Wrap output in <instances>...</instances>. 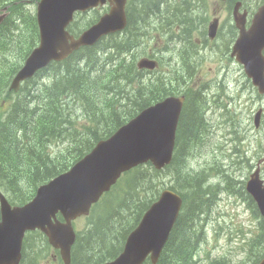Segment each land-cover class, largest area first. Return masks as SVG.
<instances>
[{"label":"trees","instance_id":"trees-1","mask_svg":"<svg viewBox=\"0 0 264 264\" xmlns=\"http://www.w3.org/2000/svg\"><path fill=\"white\" fill-rule=\"evenodd\" d=\"M4 1L10 5L11 13L0 28V151L4 150L0 174H8L17 166H22L27 168V170H22V173H27L29 177L33 175L37 177L38 172H42L41 168L44 164H49L47 167L50 172L48 173L61 170L62 161L68 153L72 154L90 148L89 140L83 135L85 133L76 132L67 126L73 120L77 118L94 120L97 123L98 132H94L91 138H95L96 133L113 127L120 116L116 110L108 111L109 113L103 110L111 107L112 97L109 95L107 83L94 74L86 60L84 50L75 53L62 64H54L35 79L27 82L18 94H12L8 90L10 79L35 45L37 27L34 18L24 10L21 4L15 3L20 0ZM167 1L133 0L137 14L130 17L126 37H121L119 41L112 38L106 49L116 46L128 53L136 50L142 41L139 30L144 29L137 21L149 20L151 10L161 14L163 12L161 9ZM144 15L146 17L143 20ZM90 24L79 26L76 23L72 30L78 34ZM185 26L188 30L187 24ZM87 51L90 55H94L98 52V48ZM115 55L114 49V52H109L108 57L114 59ZM173 55L174 53H170V56ZM184 58L192 64L186 54ZM137 74L134 62L120 63L113 73L117 79L133 78ZM50 76L52 77L51 83H42L44 78ZM222 77L223 74H220V78ZM191 78L192 73L184 69H173L154 78L152 75H146L143 77L145 84L143 91L135 98L134 106L136 108L147 107L158 100L178 93H182L186 98L192 97L193 100L195 96L189 89ZM4 101L10 103L6 115L2 110ZM50 103L55 110L51 111L47 107ZM190 111L195 110L189 105L182 118L183 138L188 147L177 154L174 173L169 176L168 180L185 188V211L200 217L201 211L196 203L200 200L198 196L193 198L192 189L204 187L203 199L211 197L213 190L209 183L210 180L205 176L204 169L198 170L192 167V156L194 151L207 140L209 130L206 132L202 119L199 120L200 126L196 123L195 116L200 118L202 114L197 112L192 114ZM65 142L68 143L65 151L53 152L57 145H63ZM12 145L13 148L14 145L24 146L19 153L12 156ZM9 180L11 181L10 178ZM132 200V206L123 216L116 218L115 215H111L108 223L106 222L89 238L81 241L77 253L78 261H89L91 264L117 247L121 233L144 206L141 198L133 196ZM203 206L206 208L205 204ZM175 228L176 241H173L167 248L166 254L169 256L164 264H190L191 249L185 242V232H195L196 227L192 226V229H189L178 220ZM103 230L104 232H101Z\"/></svg>","mask_w":264,"mask_h":264},{"label":"rangeland","instance_id":"rangeland-1","mask_svg":"<svg viewBox=\"0 0 264 264\" xmlns=\"http://www.w3.org/2000/svg\"><path fill=\"white\" fill-rule=\"evenodd\" d=\"M27 1H23L26 3ZM176 8L175 5L172 7L166 8L163 10L161 21L167 22L165 20L171 21V19H165L167 16L172 15L174 9ZM149 15L150 12H149ZM146 15L143 16V20ZM148 22L153 23L152 20H148ZM137 23H142L141 20H138ZM186 33V30H185ZM154 46H157L155 44ZM186 46L192 55V45L188 42L185 44L178 45L176 44L169 52H166L163 55H160L158 58L159 60L164 63V69L167 71L166 68L169 67L170 53L173 52H183V47ZM168 54V56H167ZM174 56H170L173 58ZM200 62V61H198ZM175 67L178 65L181 68H186L189 65L188 60L184 61V58H180L177 63H174ZM222 71V70H221ZM221 71H219V77ZM225 71L223 76H225ZM193 77V73H192ZM240 78V82L244 84L245 88L248 87V84L245 78L242 76V73L238 74ZM245 94L250 97V100L246 99L245 102V114L243 115L239 112L236 108H226L221 110V112H215L213 118L209 120L208 130L209 136L204 144L194 151L192 156V167L194 169H201L205 168V166L210 163L214 158L223 162L226 168L230 170V172L237 178L240 179L242 176L243 171H236L243 167L242 162H238L235 167L232 165L233 155L235 150L243 151L248 150L247 157H253L254 152L259 148V142L257 139L260 135L256 131L253 130L251 124V111L255 106V95L250 91H246ZM264 102V100H263ZM197 104L200 106L202 101H198ZM215 106H212L214 108ZM192 114H195L194 111H190ZM209 113L208 116H210ZM204 116L198 118L195 116L196 123L199 124V120L202 119ZM192 119V118H191ZM93 132H98V129L95 128ZM235 135L239 137L240 141L235 139ZM256 160V159H255ZM49 164H44L41 168L42 172H38V175H44L50 172L49 168L47 167ZM203 171V170H200ZM23 175L22 174H15L10 173V179H14V187L16 189L21 188V181ZM207 178L211 181L213 177ZM166 182H170L168 179ZM204 187H196L192 189L193 198L200 197V208H204L203 204L204 201L201 199L203 196L202 191ZM154 196V193L150 192V194L145 198L142 199L144 202L150 200ZM133 198V197H132ZM132 198L128 200L125 206H132L133 200ZM210 201H213L210 199ZM213 212L215 211V206L211 209ZM216 219L219 222V227L222 228L221 238L217 243L216 249L213 251V256H227L229 259L232 260L234 264H255V260H247L248 258V250H249V243L251 239L254 237L257 228H258V221L253 217L252 212L248 209V206L243 201L234 200L232 197L228 198L227 196H223L222 201L218 204L217 211L215 213ZM218 228V225L211 227L210 231V244L209 247L215 246V234L214 231ZM101 232H104L101 231ZM77 264H90L89 261H79Z\"/></svg>","mask_w":264,"mask_h":264},{"label":"water","instance_id":"water-1","mask_svg":"<svg viewBox=\"0 0 264 264\" xmlns=\"http://www.w3.org/2000/svg\"><path fill=\"white\" fill-rule=\"evenodd\" d=\"M105 0H44L40 5V24L42 28V46L29 60L27 67L22 71L19 79L31 75L37 68L45 65L51 58H61L71 49L79 45L93 43L103 33L109 30L119 29L124 25L123 5L125 0H113L115 2L110 14L105 15L100 23L86 31L78 41L68 44V35L63 31L65 24L71 18L72 12L77 8L94 6ZM264 23V9L255 17L253 27ZM131 142L128 141L130 145ZM139 155L156 159L159 152V143L149 140L138 146ZM164 232L167 233L169 223L163 220Z\"/></svg>","mask_w":264,"mask_h":264},{"label":"flooded vegetation","instance_id":"flooded-vegetation-1","mask_svg":"<svg viewBox=\"0 0 264 264\" xmlns=\"http://www.w3.org/2000/svg\"><path fill=\"white\" fill-rule=\"evenodd\" d=\"M209 2H215L216 0H208ZM133 6V0L131 3ZM212 3L208 4L205 7H200L199 5L192 8L191 12H187L183 10L180 15V19L184 23H191L192 22V28L198 25L200 22H202V25L200 29L194 30L192 29V47L195 49V51L198 54L204 53L205 55H208V60L211 63H215L216 66H218V72L221 70H224L226 74H229L230 72H233V67L227 68L222 66V56H223V50L234 40L235 38V31L232 27H229L227 29H221L217 32L214 39H209L205 30V23L207 22V18L211 11H212ZM235 27V25L233 24ZM189 30H186V33L188 35ZM190 44V43H189ZM199 62H193V66L191 68V72L193 75L198 69ZM160 68H163L159 62ZM163 71L165 72V69L163 68ZM193 83V78H192Z\"/></svg>","mask_w":264,"mask_h":264},{"label":"bare ground","instance_id":"bare-ground-1","mask_svg":"<svg viewBox=\"0 0 264 264\" xmlns=\"http://www.w3.org/2000/svg\"><path fill=\"white\" fill-rule=\"evenodd\" d=\"M173 1L174 0H168L166 3H165V5H164V7L161 9L162 11L164 10V9H166V8H168V7H170V5L172 6V7H174V3H173ZM188 4H189V2H188ZM195 6H197V5H195ZM174 9V11H173V13H172V15H170V16H167L165 19H171V20H181L179 17H180V15L179 14H181V12L183 11V10H185V11H187L188 13L189 12H191L192 11V6H185V7H180V8H173ZM162 14V13H161ZM179 16V17H178ZM185 24H187V26H188V30H190L191 28H192V22L191 23H184V25ZM186 27V26H185ZM185 43H187L186 41H183V42H179L178 43V45H181V44H185ZM188 50H190V49H188L186 46H184L183 47V52H180V53H177V52H173V51H171L172 53H174V57L173 58H170V56L168 57V59H170L171 61H170V63H169V67L168 68H166L167 69V71H165V73H168L169 71H171V70H173V69H179V70H181V69H184V70H187V71H189L190 73H192L191 72V68H192V66H193V62H198V61H201V60H203L204 59V57L202 56V55H200V54H198L196 51H195V49L192 47V55H190V53H189V51ZM184 54H186L187 55V57L192 61V64L191 63H189V65H187V67L186 68H181L179 65L177 66V67H175V65H174V63H177L179 60H180V58L182 59V57L184 58ZM167 56H168V54H167ZM158 60H159V58H158ZM184 61H187L185 58H184ZM159 62H160V64H161V66L162 67H164V63H162L160 60H159ZM221 73L223 74L224 73V70H222L221 71ZM155 76H152V78H154ZM168 97H170V98H174V99H177V98H179V97H186L185 95H183L182 93H178L177 95H172V96H168ZM204 108H205V106H204V104L202 103L200 106H198L196 109H195V111L194 112H197L198 114L199 113H201V114H203V111H204ZM210 183V182H209ZM212 187V186H211ZM78 188H77V186L74 184L73 186H71V193L73 194V195H76L77 193H78ZM16 225L19 227V228H21V227H23V223L22 222H20V221H17L16 222ZM152 237H154V233L152 234ZM0 249H1V247H0ZM13 254H16V252L15 251H13ZM255 263H256V261H255Z\"/></svg>","mask_w":264,"mask_h":264}]
</instances>
